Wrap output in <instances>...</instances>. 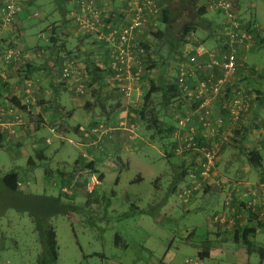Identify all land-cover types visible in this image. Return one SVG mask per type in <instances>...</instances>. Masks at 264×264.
Instances as JSON below:
<instances>
[{"label": "rangeland", "instance_id": "obj_1", "mask_svg": "<svg viewBox=\"0 0 264 264\" xmlns=\"http://www.w3.org/2000/svg\"><path fill=\"white\" fill-rule=\"evenodd\" d=\"M236 5L240 9L242 20L244 22L254 20L253 26L255 23L259 26L260 32L259 30L257 32L261 33L260 36L264 39V0H237ZM59 6L55 0H43L41 4H33L32 13L37 11L39 16L28 18V22L30 24L36 22L42 27L55 22L59 23L62 20ZM204 6L208 8L206 0H186L181 10L183 13H179L180 15L170 17V14H165V18L162 15L151 22L145 44H143L150 49L148 67L145 69L148 77L150 76L149 81L154 80L160 85L161 75H168L174 70L175 58L170 57L166 43L170 36L176 37L179 34L184 24L194 21L198 17L199 8ZM204 19L217 28L215 34L225 22L224 13L219 9H208ZM34 31L37 32L38 29L32 30ZM157 31L164 32L161 40H155L152 37V34ZM197 32L199 38L203 36L206 43L211 42L207 40L205 31L199 29ZM31 37L34 43L41 41L37 33L33 35L31 33ZM63 40L64 37L60 36L59 45ZM76 45H78L77 42L71 48L72 50L69 48L68 51L78 54ZM46 57L42 53V58L46 60ZM77 58L82 60L87 58V55L78 54ZM245 63L249 67L256 65L260 71L262 70L264 76V40L256 42L254 48L247 53ZM78 71L80 74L83 72L81 64L78 65ZM12 73V78H19L18 72ZM57 73L52 66L44 69L40 74L43 76L42 84L39 83V87L35 90L32 87L28 92L30 95L32 93L31 96H36L35 103L38 106L45 107V117L40 118L38 124L32 114H23L22 119L29 120V123L21 125L29 126V137H33L34 140L39 137L38 140L46 141L47 149L51 150L50 162H43L35 151L32 156L35 160V168L30 169L26 161L21 158L16 160L12 158L10 149L0 147V169L3 173L11 170L22 172L24 168L32 171L30 175L27 171H23V174L26 173L25 183L21 186L22 193L18 195H13L5 189L3 184H0V264H42L43 260L49 261L44 255L47 251L40 239L37 221L35 222V217L29 210L36 208L38 215L45 218L40 211H43L44 199L42 198L46 196L61 198V203L58 205L61 213L47 218L57 235L58 260L55 264H103V256L120 264H158L168 250L173 253L169 256H174L169 264H185L186 259L195 260L198 247L192 244L198 246L208 238V213L205 210L194 209L192 206L194 200L198 201L204 193L194 196L189 205L181 204L177 198L175 189L180 184L176 180L180 160L171 149V138L161 140L154 129H148L141 120L133 134L125 130L121 131L119 123L116 125L108 122L110 117L115 119V116L119 114L121 118L122 112L127 108V102L125 103L115 95L105 102L104 110L93 107L90 114H87L84 106L92 101L94 96L92 91L94 87L89 82L88 76L83 81L85 86L83 94H76L64 84L58 86L57 91L53 92L49 82L53 80V76L56 75V78L59 75ZM18 89H22L20 93L22 96L26 88L20 86ZM147 90L148 87L145 93ZM258 90L262 93L263 88ZM14 93L15 91L11 93V96ZM57 94H60V99H57ZM28 95L24 94L25 97ZM15 96L18 97V95ZM41 99L43 103L39 104ZM159 100L158 93L149 105L159 107ZM14 104L18 106L16 102ZM58 106L61 110L64 109V112L59 111ZM251 108L253 109L251 114L247 113L248 115L244 117L247 121L245 125L247 127L255 124L263 125V106L258 101H254ZM126 110L129 113L135 112V117L139 119V110ZM52 111L56 114L54 119H50L49 113ZM75 112H77L78 120L80 115L87 118V123L81 125L77 117L74 119ZM159 112L161 121L172 120L162 108ZM124 114L126 116V113ZM170 115L173 118L171 121L173 124L176 120L175 115L172 113ZM135 117L128 114L127 122H124L126 125L135 124ZM77 126L83 128H79L78 133L75 134L72 130ZM12 127L14 128V125ZM52 127L56 130V132L50 130L54 135L53 139L52 135L48 134V129ZM43 134H48L49 138L42 137ZM130 135L131 138H129ZM47 139H50V143ZM254 141L257 139L254 138ZM244 144L246 145L245 142ZM236 147L227 144L221 149L216 167L218 177L225 175L233 177L239 174L242 154ZM252 148L254 147L251 146L248 149ZM76 161L78 164L75 163ZM90 162L94 164L97 171L94 175L89 174L90 182L96 179L100 182L95 185L97 187L92 201L87 204L86 191L82 186L75 190L74 185L70 184L72 180L69 175H73L75 166V177L78 178V173L83 172L81 168ZM97 162L106 164L100 166ZM48 169L54 171L50 179H47L45 175ZM122 172L124 173L120 176L119 183L115 182L117 173ZM249 172L258 174L253 170ZM101 173H104L103 182H101L103 175L102 179L99 178ZM87 174L84 172L82 175V183ZM141 174L145 177L142 182H130L136 178V175ZM63 187L70 191L69 194ZM155 188L158 190L157 197L165 196L166 198L165 205L161 206L162 209H155L148 202ZM111 192H115L113 197L110 196ZM136 201H138L137 208L132 206ZM234 201L238 203L237 199ZM58 206L55 204V209H58ZM226 255L224 259L216 261V264H237L227 252ZM169 258L167 256L163 263ZM204 264L210 263L204 262Z\"/></svg>", "mask_w": 264, "mask_h": 264}, {"label": "built area", "instance_id": "obj_2", "mask_svg": "<svg viewBox=\"0 0 264 264\" xmlns=\"http://www.w3.org/2000/svg\"><path fill=\"white\" fill-rule=\"evenodd\" d=\"M118 1L124 4L118 12L123 24L114 23L108 26L109 31L106 33L103 31L105 23L102 21L105 22L108 14L113 13L112 0H71L75 9L69 13V19L78 27L80 33L94 34L98 40L108 43L111 86L126 100L130 99L133 91L138 92L143 75L145 50L137 38L149 20L156 17L159 8L158 0ZM208 1L213 9L224 13L221 45L208 49L196 35L190 34L185 42H180L177 55L174 81L179 88L180 100L173 105L177 127L174 134L177 142L174 154L189 161L186 168L188 183L178 189L177 198L181 204L187 205L195 194L203 192L210 179H215L226 204L238 198L237 201L242 203L246 216H263L259 211L257 190L246 189L239 181L218 177L216 172L222 147L227 144L238 146L240 124L254 101L252 93L238 84L235 76L241 67L248 69L245 57L256 42V36L244 26V22L242 23L235 0ZM22 9L20 0H1L0 24L4 28L14 26ZM27 56L20 49L9 48L3 53L1 60L20 61ZM79 64L73 59L65 61L62 64L60 80L68 82L70 89L76 94H83ZM23 84L29 91L33 82L26 80ZM183 105H186V111L181 109L180 113V107H184ZM18 111V107L13 104L8 108L9 113ZM10 126H13V123ZM126 126L124 122L119 123V128L133 134L135 127L126 129ZM10 131L12 134L16 132L13 127ZM236 132H239V135ZM253 135L258 143L260 142V150L264 154V129L256 130ZM47 142L50 143V139H47ZM90 181L89 179L85 186L87 193H91L100 182L97 179ZM226 215L223 213L214 217L215 222L224 227H234L240 216L234 209L231 218H226Z\"/></svg>", "mask_w": 264, "mask_h": 264}, {"label": "crops", "instance_id": "obj_3", "mask_svg": "<svg viewBox=\"0 0 264 264\" xmlns=\"http://www.w3.org/2000/svg\"><path fill=\"white\" fill-rule=\"evenodd\" d=\"M20 1H21L23 9L18 15L16 24H15L16 27L11 26L8 28H4L0 24V106L3 107V111L0 112L1 116H2V117H0V120H2L0 122V133H1V135H4V137H5V140L3 139V143H1V145H3L2 146L3 148L6 147L12 151V152H10V154L12 155V158H14L15 160L17 158H21L23 161L27 162V165L29 164L28 162H29L30 158L33 156V153L35 151L37 152L39 158L43 162L48 163V162H50L49 154H50L51 150L47 149L48 145L45 142V140L40 141V140H38L39 137L34 140L33 137H29V135L27 136V134H25V132L20 130L22 128L21 125H22L23 121H17L16 119L12 120V117L10 116V113L8 112V108L10 107V105L12 103H14L13 101L9 100V98L11 96H8V95H11V93L15 91L12 98L15 95H18V97L22 98V96L20 95V93L22 92V89H18L20 86H22V83H23V81L21 80L22 76H21V74L18 73L19 78H15V79L12 78V76H13L12 72L17 71V69L15 67L18 66L17 64L21 65L22 63L16 62V61H11V62L2 61L1 57H2L3 52L8 48H16V49H20V50L29 49V51L32 52V53H30L32 60L31 59L30 60L36 66V70L34 72L35 75L33 76V78L35 79L34 82H36L35 88L39 87V85H40L39 83L42 84V77L43 76L40 75L41 72L44 71V69H47L49 67L51 68V64L48 63L47 60L42 58V52L45 51V47H41V46H44L48 43V42H46V41H48V38L43 37V38H41V41H39L38 43L37 42L34 43V40L31 37V33H32V35L34 33L35 34L37 33V36H38V32L41 28L38 27L39 25L36 24V22H33L31 24L28 22V18L31 19L30 17H32L33 13H34V12L32 13L33 4H41L43 0H20ZM55 1H57V3L60 5L58 10L61 13L62 21L65 22L67 14H69L73 9H75L73 7L74 4L71 2V0H55ZM162 2L166 6V3L163 0H162ZM208 2L209 1L206 0V3L208 4L207 9L212 10L213 7ZM111 5L113 7V10L117 11V13H118V12H120V9L123 7L124 4L120 3L118 0H114V1H112ZM151 20L152 19L149 20V22L143 28L142 33L138 36L137 41L139 44H142V45L145 44V40H146L148 32H149L148 27L151 24V22L153 21V20L152 21ZM114 23L116 25L117 24H123V20L121 17L120 18L115 17L114 13H112V17L110 18L109 24L114 25ZM63 25L65 26V23H63ZM72 27H73V25H71V28ZM35 29H38V31L32 32V30H35ZM103 31H104V29H103ZM223 32H224L223 26H221L219 32L216 34V35L220 36L218 39L221 43L223 41V38H222ZM62 35L65 39L66 35H64L63 33H62ZM70 36L72 38H75V39H72L69 41L70 42L69 43L70 50H71V48L74 47V43L72 41H77L78 45H76V49L78 51V54L82 55L85 53L87 55V58H84V59L78 61L82 65V67L84 65H86L87 60H90L91 63L95 64L96 66H98L100 68H103L104 66L108 65L109 58L107 57L106 50L101 49L100 44L98 43V41H96V35H93V34L79 35V33L77 31H71ZM197 39H199V38H197ZM200 39L202 41L205 40V38L203 36H200ZM258 40H259V38L256 39V42ZM168 41L170 42L171 39H169ZM256 42H254V45L256 44ZM221 43H220V45H221ZM72 44H73V46H72ZM214 44H215V42H214V40H212L209 44L205 43L204 46L208 49H212V48H216V47L220 46V45L217 46ZM254 45H253V47H254ZM145 62H146V60H145V58H143L144 65L146 64ZM175 64H177V56L175 58ZM245 65H246V63H245ZM246 66H248V65H246ZM252 67H256V65H253ZM58 71L59 72L61 71V67H60V70H58ZM59 72L57 73V71H56L57 74H59ZM261 73H262V70L260 71V74ZM55 76H53V80H50V82H49L53 92H56L57 87L59 86V85H57V84H59L57 81L58 78L57 77L55 78ZM149 77H148L146 72L143 73L142 78H141V82H140L139 87H138V92L133 91L130 99H126V100L124 98H122L121 95L118 93V91L111 86L110 77H108V76L105 77L104 83H105L106 88L108 90L107 92H108V96H109V98L107 100H110V98L115 95L117 97H120L123 101H125V103L127 102L126 103V107H127L126 109L137 110L143 104L142 97H143V94H144L145 89L147 87ZM164 77H166V75ZM235 77L237 79V83L243 87H245L247 82H250V80H251L249 73H247V71H246V69H244V67H241L237 71V74ZM162 80H163V77H161V81ZM55 82H57V83H55ZM255 85L257 88H263V86H264L263 82L255 83ZM38 94H40V93L38 92ZM59 95L60 94H57V99L61 98V96H59ZM6 96L8 98H5ZM17 98H15V99H17ZM39 101H41V100H39ZM18 105H20V104H18ZM183 106L184 107H182V106L180 107V110H179L180 113L182 112V110H183V112L186 111V108H185L186 105H183ZM58 108H59V106H58ZM63 108H64V106H63ZM44 109H45V107L38 106L35 109L34 114H32L37 119L38 124L40 121L39 119L42 117H45ZM126 109L124 111L122 110L123 112L121 114V118H120V114L115 116V119L117 117L116 121L112 117L109 118V115H107V117L109 118L108 122L117 125L120 122H124V121L127 122L128 114L132 115V116L134 115V117H135V112L129 113V111H127ZM0 110H2V109H0ZM59 111L64 112V109L61 110V108H59ZM252 111H253V109L250 108L248 114L250 115ZM77 112L74 113L73 118L75 119L77 117V120H78ZM124 113H126V116ZM248 114H246V115H248ZM118 116H119V118H118ZM263 117H264V114H263ZM122 118H123V120H122ZM79 119L80 120H78V122L81 125H84L87 123V118L79 115ZM130 120H131V118H130ZM135 122H136L135 124H128L126 126L127 127L126 129H128L130 126H134L136 129V125L139 124V119L137 117H135ZM11 123L14 124V128L17 130L16 135H13L10 133V129L12 128V126H10ZM245 123H247L246 119L242 121V124H240V127H241L240 134H242L244 127L247 126V125H245ZM51 129L52 128L48 129V134H50V135H52L50 132ZM262 129H264L263 126L260 127L259 129H256V130H262ZM120 130L123 131L125 129L120 128ZM256 130L253 128H250L247 130L246 134H244L243 141L246 143V145L244 144L245 147L250 148L251 146H253L255 149H260V145H261L260 142L258 143V141H254V138H256V137H255V135H253V132H256ZM125 131L130 133L128 130H125ZM48 134H43L41 136L42 137L45 136V138H49ZM22 135H25L24 139L23 138L18 139V137L19 136L22 137ZM53 136L54 135H52V137ZM42 137H40V138H42ZM241 141H242V138L240 136V140L238 141V146H239V144L241 145ZM20 142H23V143H20ZM115 143L117 144L116 140H115ZM260 151L264 157L262 150H260ZM32 159H33V157H32ZM44 160H46V161H44ZM131 160H134V159H131ZM179 160H180V166H182V167H185L189 163V161H185V159H183L181 157H179ZM37 161H39V159H37ZM34 162H35V160H34ZM133 163H136V162H133ZM97 164L102 166L103 164H106V163H98L97 162ZM130 166H131V162L129 161V168H130ZM263 167H264V165H263ZM186 168H187V166H186ZM49 169L45 171V175L48 178L51 177L52 174L54 175V173H53L54 171H52V169L51 170H49ZM23 171L30 172V170L27 168H24ZM180 172H181V170H179L177 173L176 180H178V182H180V178H178L180 176V174H179ZM123 173L124 172L117 173V177L115 179V182L119 183L120 176L123 175ZM100 175H101V179H102V175H103V179L101 180V182H103L104 173L103 174L101 173ZM224 178H226L227 180H230V181L231 180L239 181V182L243 183L244 186H246V189L250 188L252 190H257L258 191L257 192V201L260 204L259 211H260V213L263 214V216H259V215H257V216H251V215L246 216L245 212L243 210L242 203H239L240 201L238 203H236L235 201H232L230 204H228V203L226 204V201L223 199V195L219 191L217 182L215 183V179H212L211 181L209 180L208 185L206 186L209 188L208 191L206 193H204L203 196L199 197L198 201L194 200V202H193L194 204H192L194 209L205 210L208 213V227H209L208 238L206 240H204V242H202L201 244H198V246L195 244H192L193 246L198 247V251L196 253V258H195V260H192V261H191V259H189V260L186 259L184 261V263L185 264H192V262L193 263L197 262L198 264H204V262H208V263L212 264V262H213L214 264H216V261L222 260L227 256L226 255V252H227V254L229 256H231L232 260L237 262V264L238 263L239 264H264V237H262V236H264V174L263 175L251 174L249 172V170H247L245 168V169H243L242 172H239V174L236 176L230 177V176L225 175ZM144 179H145V177L142 174L136 175V178L134 180H131L130 182H132V183H137L139 181L142 182ZM187 183H188V179L186 177H185V179L181 180L178 187L176 186L177 187L175 189L176 195H177L178 188L180 189V187H183ZM154 190H155V192L154 191L152 192L151 196L148 198V202L153 208L162 209L161 206L166 201V198H165V196L157 197L158 196V192H157L158 190H156V188ZM114 195H115V192L110 193V196L113 197ZM134 197L136 199H139L137 196H134ZM190 201H192V198ZM190 201L188 202L187 205H189ZM137 203H138V201L134 202V204H132V206L137 208ZM233 209L235 210L236 214H238L240 216V218L237 219L236 225L234 227H229V226L224 227V226L215 222L214 217L221 216L223 213L227 214L225 216L226 218H231ZM247 230H253V233L251 232V234L249 236L252 246L249 247L248 249L242 244V242L240 240V236L242 235V232H245ZM170 254H173V253H171L170 250H168L165 253L164 258L162 260L158 261V264H169L170 262H172L174 256H169ZM167 256L170 258L168 259L167 262L163 263V261L166 259ZM102 261H104L103 264H120L119 262H116V261L111 260V259L109 260L108 258H106L104 256L102 257ZM186 261H191V262L187 263Z\"/></svg>", "mask_w": 264, "mask_h": 264}, {"label": "trees", "instance_id": "obj_4", "mask_svg": "<svg viewBox=\"0 0 264 264\" xmlns=\"http://www.w3.org/2000/svg\"><path fill=\"white\" fill-rule=\"evenodd\" d=\"M114 1V0H112ZM166 3V6L164 5V3L162 2V0H158V12L155 15L156 17L154 19H152L153 21L158 18L159 16L161 17L162 15H164V18L166 17L165 14H170L171 16H176L177 14L180 15L179 13H183L181 10H183L182 8L184 7V3L186 0H163ZM237 1V0H236ZM235 1V4H236ZM0 5H1V0H0ZM239 17L242 19L241 15H240V9H238L237 5H235ZM35 13H37V15H35ZM113 13L115 15V17H121V15L119 13H117V11L113 10ZM208 13V9L207 7H201L199 8L198 12H197V16L195 18L194 21H191L189 24H184L179 32V34L176 37H172L171 41H167V45L169 47V54L170 57L172 58H176V56L178 55V49H179V45L180 42H185V39L187 38V36L189 37L190 34H194L196 35V38L198 37V32L197 30H202L205 31L207 33V40H214L215 44L214 45H220V41H219V37L218 35L215 34V26L214 24L204 21L206 19H204V16H206V14ZM19 15V14H18ZM34 17L39 16V12L34 11L33 13ZM112 17V13L108 14V18L104 21H102L103 23H105V28L104 31L105 33L109 31V29L107 28L108 26H110V18ZM18 18V16H17ZM69 14H67L66 16V20L64 21H60L52 23L47 25L46 27H42L41 24H38L39 28H41L38 32V36L39 38H48V42L46 45L41 46V47H45V51L42 52L44 53V55H46L47 57V62L51 64L52 67H54V69H56L57 72H59L58 70H60V67L62 69V64L69 60V59H73L76 60L77 62L78 60V54L76 52L73 51H68L69 50V41L75 38H72L71 35V31H77L79 33V35H83V34H91V33H80L79 29L77 26L74 25V23L69 19ZM151 20V21H152ZM109 21V22H108ZM244 21L242 20V23ZM253 22L254 20L248 21V22H244V26L251 31V33H253L256 36V39L259 38L260 42H262L264 39L260 36L259 32V26L255 23V26H253ZM63 23H65V26L63 25ZM16 24V22H15ZM71 25H73V27L71 28ZM16 27V25H14ZM38 28V29H39ZM257 30H259V32H257ZM62 33L64 35H66L65 39L61 42V45H59L60 43V36H63ZM94 35V34H93ZM164 32L163 31H157L156 33L152 34V37L155 40H161L163 38ZM200 39V38H199ZM201 40V39H200ZM199 40V41H200ZM96 41H98V43L100 44L101 49L106 50L107 53V57L109 58V51H110V47L108 45V43H106L105 41H101L98 40L96 38ZM74 43V45L76 44L77 41H72ZM169 42V43H168ZM203 45H205L206 43V39L205 40H201L200 41ZM141 47H143V49L145 50V55L144 58L146 60V64L144 65L143 63V73H147V71H145V69H147L148 65H147V60L149 59L148 57V52L150 51L148 46H144L142 44H140ZM73 46V44H72ZM254 48V47H253ZM9 49V48H8ZM16 49V48H15ZM7 50V49H6ZM5 50V51H6ZM72 50V49H71ZM4 51V52H5ZM24 51L28 56L27 57H23L22 60L20 61H16V62H21L22 64H17L18 66L15 67L17 69L16 72H18L19 74H21V80L23 81V83L26 80H31L33 82V85L31 86V88L33 87V90L36 87V82H34V78L33 76L35 75V70H36V66L34 63H32V58H31V54L32 52L29 51V49L26 50H22ZM3 52V53H4ZM3 55V54H2ZM31 59V60H30ZM15 61V60H12ZM11 62V61H10ZM248 69L246 70L249 73V76L251 78V83L247 82V84H250L251 86H248L246 84L245 88L248 89L249 93L251 92L252 95L254 96V101H258L259 104H261V106H263L264 109V86H263V91L262 93L260 92V90H258V88H256L254 85L255 83L258 82V80L261 79V81L259 82H263L264 84V76L263 73L260 74V71L257 69V67H249L247 66ZM83 72L81 73V78H82V84H83V88L85 89L84 86V78L88 76L89 82L92 84V86L94 87V89L92 90L94 92V96L92 101H90L89 103H86L84 106L85 112L87 114H90V112L93 110V107H99L100 110H104L105 106V102L106 100L109 98L108 96V90L106 88V85L104 83V78L105 77H111L112 76V72L109 69V66L106 65L103 68H100L98 66H96L95 64L91 63L90 60H87L86 65H84L83 67ZM174 70H172L168 75L163 74L161 75V77H163L162 83L160 85H158L157 83H155L154 80H150L148 81L147 87L148 90L147 92L143 94L142 97V101L143 104L140 108H138L137 110H139L138 115H139V120H141V122H144L146 127L148 129H154V132L158 135V137L161 140H165L168 139L169 137L172 140V144L171 149L174 152L175 147L177 146V142L175 141L174 138V134L176 132V120L173 122V124H171V121L173 120L172 116L170 115L172 113V115L175 113V109L173 108V105L175 103H178L180 100V92H179V88L176 85L175 77H176V71H177V67L176 64L173 67ZM166 75V77H164ZM57 81L59 84V86H61V84H64L68 89H70V85L68 84V82L65 81H61V71L59 72V75L57 76ZM149 79V78H148ZM258 82V83H259ZM22 83V86L24 85ZM150 83V85H149ZM30 88V90H31ZM25 90L24 93L22 94V97H16L14 96L12 98L11 96L9 98V100L16 102L18 105V109L19 111L17 113H10V116L12 117V120H17V121H23L22 124H26L29 123L28 121H24L22 118L24 115L26 114H34L35 109L38 107V104L35 103V99L36 96H31L30 92ZM71 90V89H70ZM29 94L27 97L24 96V94ZM160 94V100H159V107H154L149 105L154 96L156 94ZM5 98H8L7 96ZM17 98V99H15ZM20 98V99H19ZM42 100V99H41ZM253 101V102H254ZM43 100L40 101L39 104H42ZM13 105H15L13 103ZM23 105V106H22ZM149 105V106H148ZM22 108H21V107ZM51 108V107H49ZM162 108V110H164V112H166L169 117L172 119H169L168 121H161L159 118V109ZM0 112L3 111V107L0 106ZM24 114V115H23ZM50 114V119L51 118H55L56 114H54V112L52 111ZM0 117L1 113H0ZM17 117H20V119H18ZM22 119V120H21ZM2 120H0L1 122ZM14 125V124H13ZM264 127V122L263 125H249V127L245 126L244 130L242 132V134H240L242 141H241V145L239 144V146H237L236 148L240 151V153L242 154V159L240 162V172L243 169H247V170H253L255 172H257L259 175H263L264 174V167H263V155L260 151V149H248V147H245L244 145V141H243V137L244 134H246L247 130L250 128L253 129H259L260 127ZM24 127V128H23ZM20 130L25 132V134H27V136L29 135V126H23ZM53 129L51 130H55L54 127H52ZM79 128L82 129V126H77L75 129L72 130V132H74L75 134L78 133ZM97 130V129H94ZM15 133L13 135L17 134V130L15 129ZM71 132V131H70ZM95 132V131H92ZM11 133V131H10ZM12 134V133H11ZM52 134V133H51ZM236 134H239V132H236ZM168 135V136H167ZM25 135H22L18 137V139H24ZM53 138V137H52ZM3 139L5 140L4 135H1L0 133V147H2L3 145H1V143H3ZM46 142V141H45ZM23 143V142H20ZM223 148V147H222ZM30 169L35 168V162L32 159V157L30 158L29 162H28ZM76 164H78V161L75 162ZM85 166V165H84ZM187 166V165H186ZM186 166L182 167L179 166V170H181V172L179 173L180 176L178 178H180V182L181 180L185 179L186 177ZM185 169V170H184ZM81 170L83 172H79L78 173V178L75 177V166H74V171H73V175H69L70 179L72 180V182L70 184H73L75 190L77 188H83V190H85V186L87 185V181L89 180V174L94 175V173H97V171H95L94 168V164L93 163H87L85 167H82ZM32 173V171H30ZM30 172H27V174H31ZM85 173H88L85 180H83L82 183V175ZM26 176V173L23 174V172H20L18 170H11L7 173H3L2 170L0 169V184H3V186L5 187V189H7L9 192H11L13 195H18L20 193H22V184L25 183L24 181V177ZM63 176H67L66 174H63ZM225 177V176H224ZM48 178V177H47ZM101 178V177H99ZM81 181V183H80ZM140 182V181H139ZM179 182V183H180ZM97 187V186H96ZM96 187L93 189V191L91 193H87L85 192V195L88 197V199L86 200V203H90L92 201V197L94 196V192L96 190ZM65 188V187H63ZM208 187H205L203 189L202 193H206L208 191ZM68 194H69V190L67 188L64 189ZM200 193L198 192L196 195H199ZM193 198V197H192ZM44 202L42 204V209L43 211H40L41 213H43L45 215V218H42L38 215V212L35 209H29L32 213V215L35 217V222L37 221V230L39 232V236L41 241L44 243V247L45 250L47 251V253H45L44 255H46L49 259V261L47 260H43L42 264H55L58 260V252H57V235L56 232L54 230V228L48 223V219L50 218L52 215H59V213H61V209L59 208L58 205H60L61 203V198H55L53 196H46L44 198ZM55 204L58 206V209H55ZM37 206V205H36ZM34 208V207H33ZM42 222V223H41ZM251 232L253 233V230H247L245 232H242V235L240 236V240L242 242V244L248 249L249 247L252 246L251 242H250V234ZM238 235V234H237ZM238 238V237H237ZM238 240V239H237ZM45 257V256H44ZM46 259V257H45Z\"/></svg>", "mask_w": 264, "mask_h": 264}]
</instances>
